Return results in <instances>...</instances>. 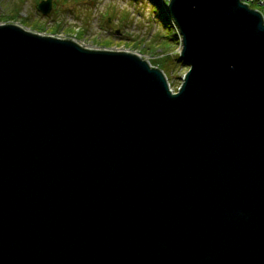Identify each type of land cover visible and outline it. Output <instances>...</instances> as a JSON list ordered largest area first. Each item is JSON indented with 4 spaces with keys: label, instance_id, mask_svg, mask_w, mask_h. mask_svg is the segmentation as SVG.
I'll use <instances>...</instances> for the list:
<instances>
[{
    "label": "water",
    "instance_id": "obj_1",
    "mask_svg": "<svg viewBox=\"0 0 264 264\" xmlns=\"http://www.w3.org/2000/svg\"><path fill=\"white\" fill-rule=\"evenodd\" d=\"M167 10L176 92L135 52L0 24V264H264L262 14Z\"/></svg>",
    "mask_w": 264,
    "mask_h": 264
},
{
    "label": "rangeland",
    "instance_id": "obj_2",
    "mask_svg": "<svg viewBox=\"0 0 264 264\" xmlns=\"http://www.w3.org/2000/svg\"><path fill=\"white\" fill-rule=\"evenodd\" d=\"M38 1L0 0V24L73 39L87 48L135 52L163 69L172 91L180 86L188 69L178 57L180 36L174 38L171 19L169 28L156 19L151 0H52L47 14L37 10Z\"/></svg>",
    "mask_w": 264,
    "mask_h": 264
},
{
    "label": "trees",
    "instance_id": "obj_3",
    "mask_svg": "<svg viewBox=\"0 0 264 264\" xmlns=\"http://www.w3.org/2000/svg\"><path fill=\"white\" fill-rule=\"evenodd\" d=\"M166 2H167V0H151L150 3L152 5V9L155 12V14L158 12L156 14L158 21L161 20L165 27L169 28V27L173 26L174 30H176V28L173 24V20L170 18L169 14L167 13ZM248 4L251 8H257L261 11V13L263 15V21H264V2L262 5H260L257 1H249ZM169 19L172 20V26L170 25ZM174 38L175 39L177 38V33H175Z\"/></svg>",
    "mask_w": 264,
    "mask_h": 264
},
{
    "label": "bare ground",
    "instance_id": "obj_4",
    "mask_svg": "<svg viewBox=\"0 0 264 264\" xmlns=\"http://www.w3.org/2000/svg\"><path fill=\"white\" fill-rule=\"evenodd\" d=\"M172 92H176V91H172Z\"/></svg>",
    "mask_w": 264,
    "mask_h": 264
}]
</instances>
